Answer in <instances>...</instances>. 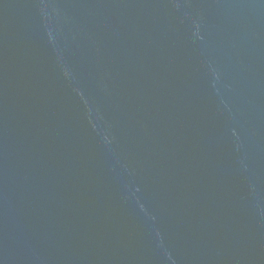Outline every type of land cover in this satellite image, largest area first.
<instances>
[{
	"label": "water",
	"instance_id": "1",
	"mask_svg": "<svg viewBox=\"0 0 264 264\" xmlns=\"http://www.w3.org/2000/svg\"><path fill=\"white\" fill-rule=\"evenodd\" d=\"M0 264H264V0H0Z\"/></svg>",
	"mask_w": 264,
	"mask_h": 264
}]
</instances>
